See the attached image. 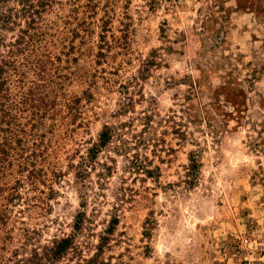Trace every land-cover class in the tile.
Returning <instances> with one entry per match:
<instances>
[{"label":"rangeland","instance_id":"rangeland-1","mask_svg":"<svg viewBox=\"0 0 264 264\" xmlns=\"http://www.w3.org/2000/svg\"><path fill=\"white\" fill-rule=\"evenodd\" d=\"M44 18L49 108L0 175V264L72 234L56 264H264V0H56ZM194 60L240 97L195 94Z\"/></svg>","mask_w":264,"mask_h":264},{"label":"trees","instance_id":"trees-1","mask_svg":"<svg viewBox=\"0 0 264 264\" xmlns=\"http://www.w3.org/2000/svg\"><path fill=\"white\" fill-rule=\"evenodd\" d=\"M55 3L56 0H0V175L12 166L13 161H22L18 167H25L23 165L27 158H24L22 152L27 135L26 126H33L36 118H42L48 112L47 67L52 62L50 56L41 50L45 38L44 16ZM8 34H11L9 39ZM214 63L194 60V69L199 74L192 80V91L195 94L207 92L215 105H218L223 94L226 99L240 97V89L231 87L229 81L213 84L212 78L226 77L216 72ZM29 73L35 78L31 85L27 80ZM25 120L29 122L25 123ZM112 138V128L104 126L97 143L88 150L87 160L94 159L111 143ZM189 163V171L195 173L199 164L194 152L189 154ZM146 174L149 176L152 172L147 171ZM82 216L81 213L76 216L73 226L75 232L81 229ZM117 222L113 218L100 236L95 256L108 244ZM74 237L72 234L54 240L51 246L42 249L41 254L34 251L31 259L13 264H56L70 251L76 250ZM95 258L85 261V264H95Z\"/></svg>","mask_w":264,"mask_h":264}]
</instances>
